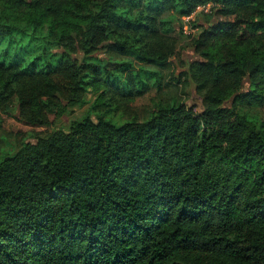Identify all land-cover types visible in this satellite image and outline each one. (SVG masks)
Segmentation results:
<instances>
[{"label": "trees", "instance_id": "1", "mask_svg": "<svg viewBox=\"0 0 264 264\" xmlns=\"http://www.w3.org/2000/svg\"><path fill=\"white\" fill-rule=\"evenodd\" d=\"M205 6L195 112L156 98ZM13 105L45 132L0 158V264H264V0H0Z\"/></svg>", "mask_w": 264, "mask_h": 264}, {"label": "rangeland", "instance_id": "2", "mask_svg": "<svg viewBox=\"0 0 264 264\" xmlns=\"http://www.w3.org/2000/svg\"><path fill=\"white\" fill-rule=\"evenodd\" d=\"M213 8V6H210L206 11H198L195 17L190 20L187 18L188 16H180L177 13L172 15L175 25L177 27L182 26L183 39L178 46L176 54L170 59L169 68L163 75L165 76L163 79L164 87L162 92L157 94V101L158 99L165 102L174 100L194 109L195 112L203 111L205 107L204 92L196 90L194 84L189 79L188 63L198 60L191 39L195 34L200 33L204 26L207 27L211 22ZM101 54L103 53L101 52ZM152 91L153 94L156 93L155 89ZM230 100L233 105L237 101L235 98ZM93 101V96L88 95L83 105L70 106L66 114L56 123L53 129L61 130L67 128L73 121L80 120L89 115ZM147 103L148 99L140 101L137 104L142 106ZM240 108L243 111L247 110V108L242 106ZM142 112L145 114L146 110L142 109ZM259 114L264 118V110L259 111ZM19 118L16 105H13L9 113L0 112V158L14 154L22 147L25 141H33L32 135L45 132V129L32 130L30 127L23 125Z\"/></svg>", "mask_w": 264, "mask_h": 264}, {"label": "built area", "instance_id": "3", "mask_svg": "<svg viewBox=\"0 0 264 264\" xmlns=\"http://www.w3.org/2000/svg\"><path fill=\"white\" fill-rule=\"evenodd\" d=\"M208 8H210V6L200 7L195 13H193V14L190 15V16H188L187 18H188L189 20H190V19H193L198 11H200V10H201V11H206Z\"/></svg>", "mask_w": 264, "mask_h": 264}]
</instances>
